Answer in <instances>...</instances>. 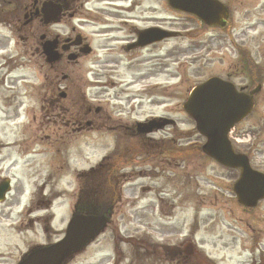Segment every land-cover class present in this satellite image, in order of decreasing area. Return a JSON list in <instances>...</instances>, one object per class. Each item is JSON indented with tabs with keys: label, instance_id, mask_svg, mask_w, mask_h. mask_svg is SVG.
Here are the masks:
<instances>
[{
	"label": "rangeland",
	"instance_id": "374dc122",
	"mask_svg": "<svg viewBox=\"0 0 264 264\" xmlns=\"http://www.w3.org/2000/svg\"><path fill=\"white\" fill-rule=\"evenodd\" d=\"M220 1L230 8L229 21L223 28L201 27L195 17L175 11L167 0H81L85 4L84 12L81 11L74 20L67 16L52 28L67 35L71 24L79 27L84 23L81 20L131 19L141 27L162 25L184 32L185 37L156 46L154 73L158 75L156 81L161 84L160 88L156 90L152 104L137 100L138 104L133 103L134 110L128 116L133 119L148 116L174 119L173 127L168 126L155 135V144H168L165 143L167 138L176 137L173 144L187 150L183 154L190 157L206 141L197 131L195 121L183 109L191 88L210 76L228 78L229 74L236 76L232 79L235 83H245L246 78L239 73L240 66L230 71L233 60H237L242 51L251 52L255 64L261 67L264 64V0ZM4 31L0 27V32ZM37 44V39L26 41L20 36L0 39V66L5 68L4 72L0 70V180L12 179V191L7 200L0 203V264H18L32 249L61 239L72 217L80 187L77 173L95 166L107 155L112 154L114 158L119 148L126 154L129 148L139 146L135 141L129 144L133 140L126 137L118 143L109 135L92 131L76 141L68 140L71 143L57 154L54 139H44L41 132L29 125L33 123L29 113L36 108L37 101L24 97V91L33 83L22 79L33 74L37 56L31 55ZM169 45L174 46V51L167 54L165 50ZM167 56L176 63L172 64ZM180 63L182 67H178ZM89 77L94 79L93 74ZM117 78L120 82L121 78ZM168 85H172V90L164 93L163 87ZM258 109L254 119L242 123L238 130L248 131L251 126L258 128L261 125L260 113H264V104L260 103ZM8 118L11 119L6 121ZM237 133L235 131L234 136L247 137ZM201 156L199 151L191 158ZM156 158L155 161L168 159L162 155ZM261 158L258 153L257 159ZM152 160L145 163L138 158L134 169L124 171L128 177L124 179L123 196L119 197L112 223L67 264H136L144 259L147 261V253L138 248L142 236L134 233L136 223L127 221L129 216L134 217L138 199L144 208L135 216L143 230H157L159 236L167 237L174 232V226L180 229V218H184L186 225L181 234L195 238L198 248L217 264H264V201L247 213L235 205V197L230 191L232 181L237 177L235 172L202 157V161L195 165L203 166L198 169L193 166L186 172L193 180L196 176L198 178L199 202L176 203L171 200L174 188L185 177L174 174L162 161L160 167L155 168V161L154 165L148 164ZM113 164H118L117 160ZM187 188L189 194H195L197 187ZM212 192L218 196V203L207 202L208 197L213 196ZM174 197L177 198L175 194ZM47 199L53 201L47 203ZM29 207H34L35 211L30 213ZM170 212L178 217L173 221L176 224L169 223L166 216ZM256 237L262 238L263 246L258 250H246ZM198 257L194 254L192 258L198 260Z\"/></svg>",
	"mask_w": 264,
	"mask_h": 264
},
{
	"label": "flooded vegetation",
	"instance_id": "af4514ba",
	"mask_svg": "<svg viewBox=\"0 0 264 264\" xmlns=\"http://www.w3.org/2000/svg\"><path fill=\"white\" fill-rule=\"evenodd\" d=\"M45 1L47 0H0V27L5 30L0 32V39L20 36L22 40L34 42L37 39L39 42L31 55L37 56L34 64L40 67L36 74L39 84L35 94H32L38 98V115L35 111L32 112L37 132H41L46 139L53 138L58 152L68 140L74 141L92 131H111V134L117 133L128 138H141L136 129L139 120L129 116L134 110V102L139 100V103L147 101L152 104L156 97L157 75L155 76L154 68L157 64L153 61L156 56L155 44L145 48L137 46L141 28L136 20L131 19L84 21L79 27L72 23L70 32L63 35L52 27L67 16L74 20L84 3L81 0H53L63 6L61 20L46 24L42 11ZM9 6L11 7L8 8ZM46 40H57L61 59L55 64L48 65L45 62L42 48ZM171 51H174L173 48L167 54ZM70 55L76 58L69 61ZM167 58L172 62L171 56ZM247 60V67L255 64L249 55ZM233 66H237L235 61ZM0 68L2 72L5 71L4 67ZM89 74H93V81L88 78ZM117 77L121 78L120 82L116 81ZM246 80L243 84L237 83L236 87L240 92L252 94L255 103L244 122L254 119V115L259 112V103L264 104V82L258 85L250 83L248 78ZM90 90L93 92L88 95ZM92 95L95 97L92 98ZM11 102L13 103L12 100ZM128 108L130 110L124 116ZM261 120L258 128L256 125L251 126L248 131L238 130L236 127L237 134L247 136L244 140L249 143L246 144L247 147L235 144V150L246 154L251 165L264 172V114L261 115ZM140 152L142 151H134L135 156L143 154ZM258 153L262 156L260 160L257 159ZM133 161H136L135 157ZM178 167L180 171H189L188 165L180 164ZM232 171L238 178L240 170ZM184 176L192 177L188 173ZM180 192L183 197V189ZM171 210L173 211L172 204ZM166 217L169 223L176 224L173 221L178 217L173 216V212ZM180 219V229L174 226V232L168 234L170 239L166 244L153 241L152 236L143 237L144 243L151 246L150 257L155 258L154 262L158 256H162L168 264H187L193 257L184 248L189 237L181 234L186 223L184 218ZM169 246L175 250H168Z\"/></svg>",
	"mask_w": 264,
	"mask_h": 264
},
{
	"label": "water",
	"instance_id": "95a60500",
	"mask_svg": "<svg viewBox=\"0 0 264 264\" xmlns=\"http://www.w3.org/2000/svg\"><path fill=\"white\" fill-rule=\"evenodd\" d=\"M168 1L174 9L194 14L208 25L222 24L228 18V10L218 0ZM43 10L46 13L51 10L50 20L56 19L61 13V5L45 3ZM171 35L174 33L151 28L141 34L140 44L159 41ZM44 49L50 62L59 58L54 51V42H47ZM252 107L251 96L238 93L232 83L218 77L210 78L195 87L184 104V109L196 121L198 131L207 137V142L203 145L204 151L225 166L242 169L235 190L239 200L247 206L256 205L264 197V174L253 170L244 155L234 152L228 133L248 115ZM172 122L168 119L159 123L154 120L143 127L141 132H149ZM8 190L9 183L0 185V200L4 199ZM107 220L105 216H75L62 241L35 251L20 264H62L68 255L81 249L104 228Z\"/></svg>",
	"mask_w": 264,
	"mask_h": 264
},
{
	"label": "trees",
	"instance_id": "16d2710c",
	"mask_svg": "<svg viewBox=\"0 0 264 264\" xmlns=\"http://www.w3.org/2000/svg\"><path fill=\"white\" fill-rule=\"evenodd\" d=\"M92 175L97 177L98 182L91 185H89V182L84 183L80 191V204L78 207L85 212L104 213L114 205L118 188L116 183L112 181V175L105 174L102 167L96 169ZM87 180L90 181L89 178Z\"/></svg>",
	"mask_w": 264,
	"mask_h": 264
}]
</instances>
